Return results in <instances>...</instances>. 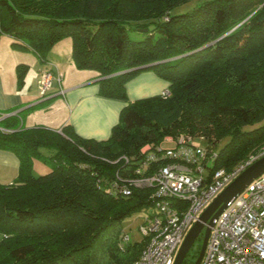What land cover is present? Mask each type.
Here are the masks:
<instances>
[{
  "label": "trees",
  "instance_id": "obj_1",
  "mask_svg": "<svg viewBox=\"0 0 264 264\" xmlns=\"http://www.w3.org/2000/svg\"><path fill=\"white\" fill-rule=\"evenodd\" d=\"M2 35L43 62L72 36L75 65L105 77L99 94L126 105L104 140L70 124L1 120L10 131L0 130V148L18 156L20 172L0 184V264H135L145 238L123 242L122 221L156 212L153 189L112 187L133 175L145 147L187 131L216 152L213 170L264 147V0H0ZM28 70L17 66L19 87ZM144 71L166 80L170 95L132 101L126 83ZM36 157L49 172L33 173Z\"/></svg>",
  "mask_w": 264,
  "mask_h": 264
},
{
  "label": "built area",
  "instance_id": "obj_2",
  "mask_svg": "<svg viewBox=\"0 0 264 264\" xmlns=\"http://www.w3.org/2000/svg\"><path fill=\"white\" fill-rule=\"evenodd\" d=\"M46 63L38 79L42 99L52 96L54 83L61 85L63 80L57 65ZM59 93L64 94V90ZM161 94L169 96L170 90ZM0 130L10 131L1 125ZM167 142L174 146L145 147V157L133 175L121 183L114 182L112 187L124 192H129L131 186L153 189L156 212L146 214L140 226L146 243L135 264H174L181 244L204 209L248 165L264 155H252L232 170H213L216 152L194 145L193 137L182 135ZM131 239L130 233L123 235V242ZM200 264H264V174L215 219Z\"/></svg>",
  "mask_w": 264,
  "mask_h": 264
},
{
  "label": "crops",
  "instance_id": "obj_3",
  "mask_svg": "<svg viewBox=\"0 0 264 264\" xmlns=\"http://www.w3.org/2000/svg\"><path fill=\"white\" fill-rule=\"evenodd\" d=\"M48 60L57 65L61 72L64 63L70 61L67 55L63 56L55 49L49 53ZM21 63L28 64L29 70L24 84L19 87L17 66ZM46 67L47 63L35 52L13 46L12 38L8 35L0 37V119L4 115L17 113L22 117V125L25 127L42 125L61 131L65 125L70 124L84 138H109L112 128L120 121L126 103L99 94L100 85L94 70H88L87 73L72 70L71 77L66 80L63 74L61 85L54 83L52 96L42 99L38 79ZM168 87L169 83L153 71L141 72L126 83V91L132 101L161 94ZM60 89L64 90V94L59 93ZM46 99L51 102L37 107L42 109L40 113L44 117L33 119L36 113L31 111L37 108L28 109ZM19 172L18 156L0 148V184H11Z\"/></svg>",
  "mask_w": 264,
  "mask_h": 264
},
{
  "label": "water",
  "instance_id": "obj_4",
  "mask_svg": "<svg viewBox=\"0 0 264 264\" xmlns=\"http://www.w3.org/2000/svg\"><path fill=\"white\" fill-rule=\"evenodd\" d=\"M102 78L100 77L97 80L99 81ZM262 174H264V155L248 165L204 209V211L200 214L199 219L193 224V226L187 233L183 243L181 244L177 252L174 264H183L196 239L204 231L201 250L194 264L201 263L211 233V226L214 225L215 219L227 206H229L238 197V195H240L245 190V188L253 180L258 178Z\"/></svg>",
  "mask_w": 264,
  "mask_h": 264
},
{
  "label": "rangeland",
  "instance_id": "obj_5",
  "mask_svg": "<svg viewBox=\"0 0 264 264\" xmlns=\"http://www.w3.org/2000/svg\"><path fill=\"white\" fill-rule=\"evenodd\" d=\"M193 4L194 3L187 4L186 6L181 7L180 10L188 9ZM53 49H55L57 51L59 50L60 54L63 56L67 55L68 60H70L68 62H65L63 65L62 73L65 74V77H64L65 80L71 77L72 70L76 71L77 73H87L86 71H88V69H79L73 61V58H72L73 37L72 36H66V37L62 38L61 40L57 41L51 47L49 52H51ZM68 64H69V66H68ZM40 110H42V109L37 108V109L31 111V113H36L33 116V119H40V118L44 117V114H41ZM182 135L191 136V137H194L195 139H197V137L195 135H193L187 131L186 132L183 131V132H180V134H178L177 136H174V135L166 136L164 139V142L162 143V146L163 147L174 146L173 143H168L167 139H172V138L176 139V137H180ZM199 139H200V137L197 140L198 144H205V141H203L202 139H200V140ZM41 151H42V153H44L46 155L50 153L48 149H44V148L41 149ZM263 153H264V147L260 148L254 154V156H260ZM49 171H50L49 165L47 163H45L42 158L36 157L34 159L33 173L35 175H41V174L47 173ZM146 210L147 209H143V210L138 211L132 215H128L122 221V225L125 229H127L129 231L131 238H132V241H142L144 239V234L142 233L140 226L145 222L146 212H147ZM202 242H203V233H201L200 236L196 239L194 245L192 246L188 255L186 256L183 264H194L195 263L198 255L200 253ZM145 243H146V239H144V245H145Z\"/></svg>",
  "mask_w": 264,
  "mask_h": 264
},
{
  "label": "flooded vegetation",
  "instance_id": "obj_6",
  "mask_svg": "<svg viewBox=\"0 0 264 264\" xmlns=\"http://www.w3.org/2000/svg\"><path fill=\"white\" fill-rule=\"evenodd\" d=\"M202 233H203V237H204V231Z\"/></svg>",
  "mask_w": 264,
  "mask_h": 264
}]
</instances>
